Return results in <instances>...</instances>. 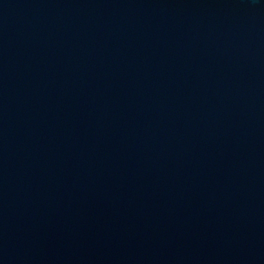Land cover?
<instances>
[{
    "label": "water",
    "instance_id": "obj_1",
    "mask_svg": "<svg viewBox=\"0 0 264 264\" xmlns=\"http://www.w3.org/2000/svg\"><path fill=\"white\" fill-rule=\"evenodd\" d=\"M0 264H264V0H0Z\"/></svg>",
    "mask_w": 264,
    "mask_h": 264
}]
</instances>
